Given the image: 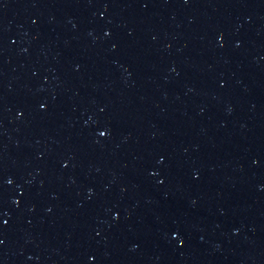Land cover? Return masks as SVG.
Segmentation results:
<instances>
[{
  "label": "water",
  "instance_id": "95a60500",
  "mask_svg": "<svg viewBox=\"0 0 264 264\" xmlns=\"http://www.w3.org/2000/svg\"><path fill=\"white\" fill-rule=\"evenodd\" d=\"M0 264H264V0H0Z\"/></svg>",
  "mask_w": 264,
  "mask_h": 264
}]
</instances>
